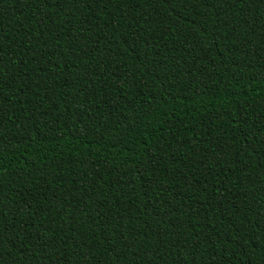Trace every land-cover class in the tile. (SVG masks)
Masks as SVG:
<instances>
[{"label": "trees", "instance_id": "obj_1", "mask_svg": "<svg viewBox=\"0 0 264 264\" xmlns=\"http://www.w3.org/2000/svg\"><path fill=\"white\" fill-rule=\"evenodd\" d=\"M0 264H264V0H0Z\"/></svg>", "mask_w": 264, "mask_h": 264}]
</instances>
